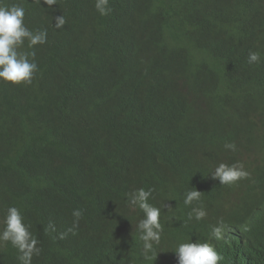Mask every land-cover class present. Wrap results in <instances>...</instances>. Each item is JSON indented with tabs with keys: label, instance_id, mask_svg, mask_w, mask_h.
<instances>
[{
	"label": "trees",
	"instance_id": "1",
	"mask_svg": "<svg viewBox=\"0 0 264 264\" xmlns=\"http://www.w3.org/2000/svg\"><path fill=\"white\" fill-rule=\"evenodd\" d=\"M3 3L23 6L25 25L48 34L21 49L35 52L31 85L0 81V231L7 208H19L41 248L32 264H177L175 246L219 220L242 227L225 241L228 264H264L262 169L232 186L210 174L238 161L225 143L264 123V63H248L250 51L264 60V0H109L107 16L95 0ZM215 119L229 128L213 121L210 135ZM192 141L194 159H181ZM141 187L161 209L155 260L142 252L143 213L128 203ZM194 188L208 213L200 221L184 204ZM73 209L83 213L75 234ZM18 256L0 242V264Z\"/></svg>",
	"mask_w": 264,
	"mask_h": 264
},
{
	"label": "clouds",
	"instance_id": "2",
	"mask_svg": "<svg viewBox=\"0 0 264 264\" xmlns=\"http://www.w3.org/2000/svg\"><path fill=\"white\" fill-rule=\"evenodd\" d=\"M58 0H36V3L51 8ZM95 9L101 16H107L112 11L109 0H95ZM25 8L20 4L6 5L0 0V81L12 85L29 86L33 83L39 72L38 64L35 61V52H26L21 49L27 41L28 48L47 43V29L33 31L24 23ZM63 15L55 17L54 27L62 28L66 24ZM29 57H32L31 59ZM264 63L259 52L250 51L248 63ZM237 79L243 74V67L236 64ZM222 122L229 128L228 119L212 120L209 123L208 134L214 133L213 124ZM259 126L253 132L243 136L237 143L227 142L224 148L233 152L232 164L220 162L210 173L212 179H218L221 185L232 186L240 181L250 179L256 168H261L259 181L256 184H264V123L256 119ZM212 123V124H211ZM211 124V125H210ZM196 153V142H188L183 148L181 159L193 160ZM152 189L145 190L143 187L134 189L128 193V203L133 208H138L143 213V218L136 225L140 240L143 242L142 252L146 258L156 259L160 245L164 225L161 222V209L149 202L152 196ZM202 191L196 188L186 191L184 196L185 205H196L192 207L189 218L197 221L207 216L206 209L201 205ZM165 208H170V203H165ZM73 227L68 232L75 234L79 221L83 216L80 209H73ZM31 226L25 223V218L19 208L9 206L3 219V229L0 231V242H10L19 252L17 259L20 264H32L33 256H39L41 248L38 247V239L30 231ZM46 232H56L54 222L49 221L45 228ZM242 231L239 224L230 221L226 223L219 220L212 226L210 232L200 235L195 240L180 242L174 252L177 257V264H228L222 252L227 247L225 241ZM68 232H60L59 239H65ZM232 264V263H231Z\"/></svg>",
	"mask_w": 264,
	"mask_h": 264
}]
</instances>
